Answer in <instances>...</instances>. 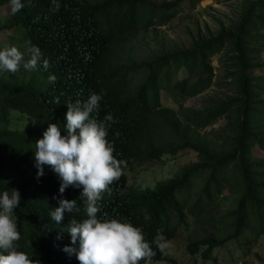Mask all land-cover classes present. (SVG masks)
Listing matches in <instances>:
<instances>
[{
	"label": "trees",
	"instance_id": "16d2710c",
	"mask_svg": "<svg viewBox=\"0 0 264 264\" xmlns=\"http://www.w3.org/2000/svg\"><path fill=\"white\" fill-rule=\"evenodd\" d=\"M203 1L58 0L56 11L52 0H22L21 11L13 15L10 9L9 18L0 20V35L10 37L24 62L31 46L43 53L35 70L21 65L15 74L0 71V193L16 189L21 195L13 214L21 234L17 250L40 264L79 263L63 251L79 243L72 245L61 229L86 218L83 189L70 186L61 195V179L47 165L37 180L35 144L49 123L65 132L66 103H83L92 93L102 96L93 115L113 116L107 139L126 162L111 195L103 194L98 218L127 220L150 243L158 234L172 242L189 232L187 251L206 260L230 242L252 245L264 236V0H242L229 26L221 23L216 33L199 30L190 47L163 48L143 59L136 54L141 34L168 25L185 4L194 8ZM6 5L9 0H0ZM218 54L221 77L212 62ZM213 89L216 95L201 107L185 105ZM162 94L178 109L165 106ZM14 112L31 123L12 129ZM187 150L197 162L173 178L146 189L129 184L127 172L135 166ZM223 193L234 197L235 208L221 215L215 210ZM60 199L76 200L81 214L66 212L56 224L50 213ZM156 252L152 263L181 264L167 251Z\"/></svg>",
	"mask_w": 264,
	"mask_h": 264
},
{
	"label": "clouds",
	"instance_id": "9594fccd",
	"mask_svg": "<svg viewBox=\"0 0 264 264\" xmlns=\"http://www.w3.org/2000/svg\"><path fill=\"white\" fill-rule=\"evenodd\" d=\"M52 3L54 10L59 11L58 0H52ZM9 4L13 15L25 6L22 0H9ZM28 53L30 58L24 62V54L17 47L0 49V71L15 74L21 65L26 70H35L43 53L37 46L29 47ZM49 66L44 60L43 67ZM55 81L54 75L49 76L50 83ZM101 100V95L92 93L83 103L79 100L66 103L65 132L57 123H49L43 138L35 144L37 180L45 175L43 166L47 165L61 179V195L70 186L82 187L80 199L86 218H74L66 229H61L67 231L72 245L79 243L78 249L68 246L63 249L69 256L75 255L79 264H140L141 261L152 264L156 250L163 254L172 246L171 241L158 234L150 243L143 229L127 220L98 218L101 211L98 204L103 194L111 195L110 186L120 180L126 167V162L114 155L115 147L107 139L113 116L108 114L98 120L93 115L98 112ZM20 201L21 195L16 189L0 193V264H40L26 252L17 250L16 242L21 239V234L13 214ZM58 203L59 206L50 213L56 224H60L66 212L73 217L81 214L76 200L60 199Z\"/></svg>",
	"mask_w": 264,
	"mask_h": 264
},
{
	"label": "rangeland",
	"instance_id": "374dc122",
	"mask_svg": "<svg viewBox=\"0 0 264 264\" xmlns=\"http://www.w3.org/2000/svg\"><path fill=\"white\" fill-rule=\"evenodd\" d=\"M153 1L162 3L166 0ZM241 2L242 0H227L217 3L215 0H205L194 8L185 4L178 16L168 25L158 27L157 32L151 30L146 35L141 34L138 37L135 41L137 56L143 59L157 54L163 48L172 50L190 47L193 38L197 36L199 30L206 31L209 28L216 33L221 23L229 26L230 21L236 18ZM9 15L10 5L0 6V20L8 19ZM9 39V36L0 35L1 47L11 46ZM221 59V54L212 57L215 73L218 77H221L223 73ZM185 74L183 70L179 76L182 77ZM216 92L217 89L210 90L203 95L189 99L185 105L187 107H201L202 100L208 96L216 95ZM162 99L165 106L178 109V105L173 100L168 99L165 94H162ZM12 115V129L22 130L31 123L29 117L18 112H14ZM224 123L225 121L222 120L216 125L209 127V130L219 128ZM194 162H197V154L187 150L176 157L165 156L162 161L154 164L135 166L127 172L129 184L141 189L153 188L158 182L173 178L183 167ZM234 208V197L223 193L217 200L215 211L223 215ZM189 235V232H183L182 237L172 241V246L166 250L169 255L178 259L181 264H264V236L252 245L238 246L236 242H230L223 247L215 249L212 260H206L200 253L191 255L187 251ZM152 264L169 263L156 262Z\"/></svg>",
	"mask_w": 264,
	"mask_h": 264
}]
</instances>
